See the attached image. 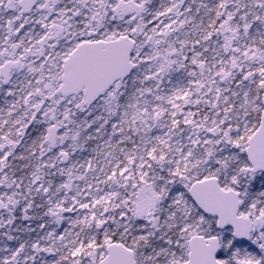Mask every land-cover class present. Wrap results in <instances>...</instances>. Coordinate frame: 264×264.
Instances as JSON below:
<instances>
[{
  "label": "snow or ice",
  "instance_id": "1",
  "mask_svg": "<svg viewBox=\"0 0 264 264\" xmlns=\"http://www.w3.org/2000/svg\"><path fill=\"white\" fill-rule=\"evenodd\" d=\"M0 264H264V0H0Z\"/></svg>",
  "mask_w": 264,
  "mask_h": 264
}]
</instances>
